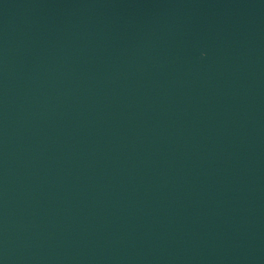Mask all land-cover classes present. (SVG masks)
<instances>
[{
    "label": "water",
    "instance_id": "95a60500",
    "mask_svg": "<svg viewBox=\"0 0 264 264\" xmlns=\"http://www.w3.org/2000/svg\"><path fill=\"white\" fill-rule=\"evenodd\" d=\"M0 264H264V0H0Z\"/></svg>",
    "mask_w": 264,
    "mask_h": 264
}]
</instances>
